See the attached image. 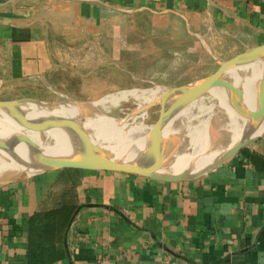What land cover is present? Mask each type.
<instances>
[{
	"label": "crops",
	"instance_id": "1",
	"mask_svg": "<svg viewBox=\"0 0 264 264\" xmlns=\"http://www.w3.org/2000/svg\"><path fill=\"white\" fill-rule=\"evenodd\" d=\"M54 32L77 41L67 56L91 41L113 65L162 53L156 39L180 56L200 32L245 51L264 43V0H0V101L55 70ZM64 204L75 211L51 264H264V140L193 181L64 169L1 186L0 264H27L30 218Z\"/></svg>",
	"mask_w": 264,
	"mask_h": 264
},
{
	"label": "water",
	"instance_id": "2",
	"mask_svg": "<svg viewBox=\"0 0 264 264\" xmlns=\"http://www.w3.org/2000/svg\"><path fill=\"white\" fill-rule=\"evenodd\" d=\"M261 59H264V43L247 49L229 60H216L218 68L211 75L183 86L166 89L156 100L131 110L126 117L115 121L112 127L108 129L103 128L105 126L98 127V130L101 131H99L101 137L106 136L108 138V135L116 132L138 115L145 114L154 107L159 108L157 121L151 125L144 135V149L138 153L139 155L131 156L129 159L124 156L117 158L114 152H106L91 139L82 122H85L88 117L95 118L97 112H92L88 103L71 100L53 103L32 98L0 101V112L5 116L10 134L13 135L11 139L14 138V140L22 142L26 148L30 149L31 154L29 155V160L26 161L25 159L14 158L10 139L1 137L0 152L16 165L33 170V173H30L29 176L74 169L121 172L162 182H187L202 178L228 164L241 149L249 144L264 140V69L257 84L255 108L253 111L248 112L252 119L251 126L232 147L223 151L219 156L211 160L209 159L210 156H207L211 162H198V159L195 158L189 161L186 168L178 172L165 173L176 159L182 142L178 133H173L169 138L165 139L163 130L167 125H171L188 105L207 94H222L236 112L240 115L247 114L241 107L244 96L241 86L237 85L236 87L234 82L226 80V76L232 71L246 68L256 60ZM65 102L81 104L84 107L86 105V113L79 117L80 120L70 114L58 113H49L37 118H27L21 109V105L26 104L32 109L44 111L62 105ZM220 123L222 121H220L219 116H216L213 119V123L209 125V147H211L208 150L209 152L215 151V148L218 149V142L221 137L219 131ZM52 129L66 130L70 149L68 155L55 156L45 154L25 134L26 131L43 132ZM196 163H199L198 166L202 164L203 166L196 170L190 168L195 166ZM23 172L27 173V171ZM14 181L16 180L0 181V187Z\"/></svg>",
	"mask_w": 264,
	"mask_h": 264
},
{
	"label": "rangeland",
	"instance_id": "3",
	"mask_svg": "<svg viewBox=\"0 0 264 264\" xmlns=\"http://www.w3.org/2000/svg\"><path fill=\"white\" fill-rule=\"evenodd\" d=\"M202 33L198 34L202 42L198 39L195 41L196 45H194L195 43L190 45L189 41L183 42V53L180 56L175 53L178 46L170 45L169 38L156 39L154 43L156 47L162 49V53H155L152 48L146 47L140 53L122 55L121 61L113 65L103 54L99 58L100 53L95 50L96 47L91 45V41H86V46L82 51H78L79 53L75 51L67 56V53L61 52V49H66L69 45L71 49H78L77 41L65 45V40H62L60 34L54 32L53 40L59 44V46L55 44L53 47L55 70L42 81L32 85L31 90L23 96L49 103L71 100L93 105V103L118 92L145 91L158 87L161 89L175 88L211 75L218 68L216 60H229L244 52L243 49L247 47L233 48L232 52L224 53L230 49L229 45L222 44L225 42L222 40H225L226 36L213 38L210 34L205 36ZM190 50L192 53H189ZM212 95H204L197 104L203 107L214 106V113L211 116V119H214L219 115L218 109L221 101L219 100L218 103L216 97ZM139 103L145 104V102ZM139 103L122 100L117 105L109 106L105 110L102 106L90 109L92 112L104 114L106 117L117 120L126 117L136 107H140ZM202 114V118L208 116L206 111ZM158 117L159 108L154 107L147 113L138 115L133 119L134 121L131 120L129 123L151 126ZM185 126L186 119H183L179 125V132H177L181 137V142L186 137ZM219 131L221 137L218 144L226 146L230 142V138L225 135L221 127ZM29 175L22 172L4 180H19Z\"/></svg>",
	"mask_w": 264,
	"mask_h": 264
},
{
	"label": "bare ground",
	"instance_id": "4",
	"mask_svg": "<svg viewBox=\"0 0 264 264\" xmlns=\"http://www.w3.org/2000/svg\"><path fill=\"white\" fill-rule=\"evenodd\" d=\"M263 69L264 59H261L256 60L246 68L232 71L226 76V80L234 82L236 87L237 85L241 86V89L244 92L241 107L247 114L240 115L236 112L222 94H218L216 92L217 94L214 95V97L218 100V103L221 101L218 109V116L220 121H222L220 126L224 130L225 135L230 138V142L226 146H218V149L215 148V151H208L211 149V147H209V125L212 124L213 121L211 116L214 113V106L203 107L202 105L197 104L198 100L188 105L176 117L175 121L171 125H167L164 128L163 136L167 139L173 133L179 132L180 122L183 121V119H186V137L182 140L181 149L177 153L176 159L172 163L170 169L165 171V173L178 172L181 169L186 168L189 161L195 158L198 159V162L204 161L208 163L211 159L216 158L223 151L232 147L239 140V138L242 137L243 133L248 130L252 123V119L248 115V112L253 111L255 108L257 84L262 76ZM153 89L145 91L133 90L121 93L118 92L117 94L107 96L90 106H102L105 110L109 106H115L119 103V101L123 100L134 101L136 103L145 102V104L139 103V106L142 107L143 105L156 100L166 90L161 89L160 87L154 90ZM85 108L86 105L84 107L81 104L71 102L62 103V105L44 111L32 109L26 104L21 105V109L27 118H37L49 113H58L70 114L80 120L79 117L86 113ZM204 111H206L208 116L202 118V113H204ZM118 120L119 119L114 120L106 117L104 114L96 113L95 118L88 117L85 122H82V125L95 143L99 144V146L106 150V152H114L117 155V158L124 156L129 159L131 156L139 155L138 153L144 149V135L151 126H145L144 124L133 125L128 123L116 132L108 135V138H106V136L101 137L98 127L105 126L103 128L108 129L113 126L115 121ZM25 134L27 138L38 146L45 154L55 156L69 154L70 149L66 130L52 129L43 132L26 131ZM12 136L13 135L10 134L5 116L0 112V137L8 140L10 139L11 151L14 154V158L25 159V161L29 160V155L31 154L30 149L26 148L22 142H18L17 140H14V138L11 139ZM188 153H191L192 155H189ZM207 156H210V160ZM198 165L199 163H196L195 166L190 165V168L196 170L203 166V164L200 166ZM23 171H27L28 175L33 173V170L16 165L0 152V180L7 179L16 174L22 173Z\"/></svg>",
	"mask_w": 264,
	"mask_h": 264
},
{
	"label": "trees",
	"instance_id": "5",
	"mask_svg": "<svg viewBox=\"0 0 264 264\" xmlns=\"http://www.w3.org/2000/svg\"><path fill=\"white\" fill-rule=\"evenodd\" d=\"M74 211V206L64 204L30 218L27 264H51L62 257L57 245L63 241Z\"/></svg>",
	"mask_w": 264,
	"mask_h": 264
}]
</instances>
